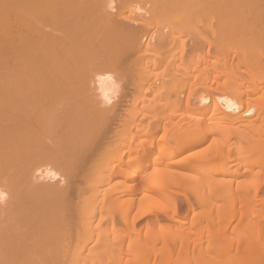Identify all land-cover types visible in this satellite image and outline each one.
I'll return each mask as SVG.
<instances>
[{"label":"bare ground","instance_id":"1","mask_svg":"<svg viewBox=\"0 0 264 264\" xmlns=\"http://www.w3.org/2000/svg\"><path fill=\"white\" fill-rule=\"evenodd\" d=\"M143 1L0 0V264H264V0Z\"/></svg>","mask_w":264,"mask_h":264},{"label":"rangeland","instance_id":"2","mask_svg":"<svg viewBox=\"0 0 264 264\" xmlns=\"http://www.w3.org/2000/svg\"><path fill=\"white\" fill-rule=\"evenodd\" d=\"M143 1V0H142ZM144 1H146V0H144ZM144 1L143 2H141V4L142 3H144ZM149 18V17H148ZM148 18H146V19H148ZM190 18V17H189ZM185 19V18H184ZM191 19V20H190ZM190 19H188L187 18V22L188 21H194V20H196L197 21V19L195 18V19H193L192 20V18H190ZM148 20H151V21H153V25H155L154 27L152 26V29L154 28V29H156V28H159L158 26V24L156 23L157 21L159 22L160 20H157V19H148ZM154 21H156V22H154ZM170 21V20H169ZM162 22V20L160 21V23ZM168 22V21H167ZM183 22H186L185 20H183ZM150 23V22H149ZM158 25H156V24ZM170 23H171V21H170ZM175 23V22H174ZM169 24V23H168ZM167 23H166V25H168ZM149 25V24H148ZM150 25H151V23H150ZM189 25H191V24H189ZM202 25V26H201ZM201 25L198 23V21L197 22H195L194 21V23H192V25H191V27L189 26L188 27V25L186 26V28H189V29H187L186 30V28H184V29H176L177 31H179L180 33L182 32V30H183V32L181 33V34H183L184 35V38L180 35V34H177V36L179 35L180 37H182V39L181 40H184L186 43H188L187 45H185L186 47V49L187 50H191V49H193V48H195L199 43H201L202 41H200L201 39H203L204 37L206 38V37H210L211 36V38H209V39H214V35H215V32L213 31L214 29H212L207 23L205 24V26L207 27L206 29L204 28V23L202 24L201 23ZM161 26H163V23H161ZM161 26H160V28H161ZM171 26H173L174 28L176 27L177 28V26H176V24H173V21H172V23H171ZM156 27V28H155ZM164 27V26H163ZM197 27V28H196ZM195 29H196V31H195ZM185 30V31H184ZM211 30L213 31V32H211ZM178 33V32H177ZM212 33H213V35H212ZM203 34H206V35H203ZM211 34V35H210ZM202 35V36H201ZM207 35H210V36H207ZM176 36V37H177ZM178 36V37H179ZM199 36H200V40H199ZM188 37V38H187ZM213 37V38H212ZM187 38V39H186ZM191 38V39H190ZM204 38V39H205ZM194 39H195V41H194ZM198 41H197V40ZM188 40V41H187ZM198 42V43H197ZM196 43H197V45H196ZM195 44V45H194ZM170 45H172V43L170 44ZM169 45V46H170ZM173 46V45H172ZM195 46V47H194ZM179 48H178V50L180 49L181 50V45H179L178 46ZM229 47H230V49H229ZM228 47V51H230V52H227L226 53V55H225V57H224V54L225 53H223L222 55L220 54V52L218 51V50H216L215 51V49H213L211 52V54H209L210 56H208L209 58H208V60H210V61H218V62H220V63H218V64H215V65H213L212 67H210V72L212 73V76H211V79H214V77L216 78L215 79V81L217 82V81H219L220 79H223L224 78V73H226V72H224L223 71V68L220 66L221 65V61H224V60H228L227 62H228V65H233L234 67H237V66H239V61L241 62V64H240V67H239V69L240 70H243V72L244 71H246L247 69H249V71L250 70H252L253 71V68H248V64L245 66V59H244V57H245V53L247 54V51H245V53H244V50H242L243 48L239 45V43H234V39H232V44H231V46H229ZM172 47H164L163 48V50H160L159 51V49H157L158 51V53H160V54H163V53H165V52H167V50H170ZM160 49H162V48H160ZM174 50H176L175 48H174ZM179 50V51H180ZM165 51V52H164ZM178 51V52H179ZM163 52V53H162ZM172 52H173V49H172ZM175 52V51H174ZM221 55V56H220ZM217 57V58H216ZM224 59V60H223ZM235 62V63H234ZM247 63V62H246ZM236 64V65H235ZM246 67H247V69H246ZM249 67H250V65H249ZM242 68V69H241ZM222 74H223V76H222ZM226 75H227V73H226ZM225 75V76H226ZM213 77V78H212ZM219 77H220V79H219ZM228 77V76H227ZM134 78V77H133ZM133 78L131 77V76H125L124 77V80H123V82L125 83V84H129V82H131L132 80H133ZM219 79V80H218ZM242 79H247L248 81H250V82H252V79H250L249 77H247V76H243L242 77ZM153 92H155V90L153 91ZM152 92V93H153ZM185 93H187V91H185ZM152 95V94H151ZM151 95H148L147 96V98L149 99L150 97H151ZM186 95L187 94H185V96L183 97L184 99H186ZM209 104V103H208ZM207 104V105H208ZM207 105H204L203 107H202V109L204 108V109H206V108H208L207 107ZM220 106L223 108L224 106H223V104L222 103H220ZM245 110V108H240L239 110H237V112H235V114H234V117H236L239 113H241V112H243ZM253 114H255V109H254V113ZM252 114V115H253ZM212 112L210 111H208L207 112V115H206V117L207 118H210V119H212ZM215 115V114H214ZM214 115H213V117H214ZM251 115V116H252ZM254 116V115H253ZM215 118V117H214ZM211 141H212V137H210L206 142H205V144H203L202 145V147L201 148H198V149H196V150H194V151H191V152H189V153H183V155H182V158L184 159V160H186V158H191V159H194V160H196V159H202L203 157H205L206 155H205V153L207 152L206 150H207V148H208V146L210 145V143H211ZM205 155V156H204ZM231 167H232V170H235V169H237L238 167H237V165H236V163H233L232 165H230ZM179 193H185V191H183L182 189L180 190V191H178ZM181 199H183V198H181ZM186 208L187 207H185L184 208V211H182L181 212V210H179V214H184L185 213V210H186ZM183 210V209H182ZM181 212V213H180ZM186 213H187V211H186ZM185 213V214H186ZM167 223H169L168 221H165V224H163V225H156V227L154 228V234H156V235H161V233H162V230L165 228V226L167 225ZM233 225H235V223L233 224ZM263 230H264V228H263ZM190 239H192V235H190V237H189V239H187L188 241L190 240ZM191 241V240H190ZM208 245H207V243H205V245H204V250H206ZM148 258H149V256H147Z\"/></svg>","mask_w":264,"mask_h":264}]
</instances>
